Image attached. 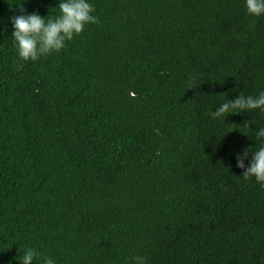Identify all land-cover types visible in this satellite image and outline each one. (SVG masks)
I'll use <instances>...</instances> for the list:
<instances>
[{"label":"trees","instance_id":"16d2710c","mask_svg":"<svg viewBox=\"0 0 264 264\" xmlns=\"http://www.w3.org/2000/svg\"><path fill=\"white\" fill-rule=\"evenodd\" d=\"M58 2L0 0V264H264V188L236 167L264 115H210L264 91V16L90 0L98 24L19 60L10 19Z\"/></svg>","mask_w":264,"mask_h":264},{"label":"clouds","instance_id":"9594fccd","mask_svg":"<svg viewBox=\"0 0 264 264\" xmlns=\"http://www.w3.org/2000/svg\"><path fill=\"white\" fill-rule=\"evenodd\" d=\"M56 5V15L48 13L42 17L37 12L29 14L20 6L21 14L10 19L11 38L19 60L35 62L41 57L58 53L66 42L80 35L86 25L99 23L98 17L93 15L94 7L90 0H59ZM244 7L249 16H264V0H244ZM242 113L264 115V91L255 95L240 93L234 99L226 98L210 115L213 119L225 121L228 115ZM250 125L255 127L250 128ZM244 126L253 133L251 139L255 146L236 154V167L242 170L244 180H254L264 188V126H259L255 120H248ZM16 259L19 264H57L53 257L42 256L33 248H25ZM133 264H147V258L134 256Z\"/></svg>","mask_w":264,"mask_h":264}]
</instances>
